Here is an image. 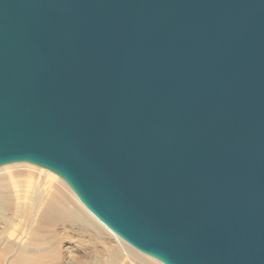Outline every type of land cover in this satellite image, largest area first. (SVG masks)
Returning <instances> with one entry per match:
<instances>
[{
	"label": "water",
	"instance_id": "obj_1",
	"mask_svg": "<svg viewBox=\"0 0 264 264\" xmlns=\"http://www.w3.org/2000/svg\"><path fill=\"white\" fill-rule=\"evenodd\" d=\"M19 162L164 264H264V0H0Z\"/></svg>",
	"mask_w": 264,
	"mask_h": 264
},
{
	"label": "rangeland",
	"instance_id": "obj_2",
	"mask_svg": "<svg viewBox=\"0 0 264 264\" xmlns=\"http://www.w3.org/2000/svg\"><path fill=\"white\" fill-rule=\"evenodd\" d=\"M0 174V264H164L127 243L79 197L81 203L59 204L52 184L64 180L58 174L27 162L0 166Z\"/></svg>",
	"mask_w": 264,
	"mask_h": 264
},
{
	"label": "bare ground",
	"instance_id": "obj_3",
	"mask_svg": "<svg viewBox=\"0 0 264 264\" xmlns=\"http://www.w3.org/2000/svg\"><path fill=\"white\" fill-rule=\"evenodd\" d=\"M48 171H50V172H52V174L51 175H57L55 172H53V171H51V170H48ZM4 172V171H3ZM15 173V172H14ZM13 173V174H14ZM19 173V172H18ZM2 174V173H1ZM0 174V175H1ZM4 174V173H3ZM6 174V173H5ZM49 174V173H48ZM1 177H3L2 175H1ZM56 178V177H55ZM53 179V178H52ZM51 179V181H53ZM54 181L56 182V183H54ZM53 181V183L52 182H50V183H52L53 185L55 184V187H54V189H55V195H56V200L58 201V203L60 204V203H67V202H75V203H77L78 201L80 202V200H79V198H78V196H77V194H75L74 192H73V190L69 187V186H67V184L65 183V181L64 180H61V181H59V182H57L56 181V179ZM39 183V182H38ZM41 183V182H40ZM39 183V184H40ZM43 183V182H42ZM47 183H48V181H47ZM34 184H36V182H34ZM33 184V185H34ZM32 185V186H33ZM37 185V184H36ZM45 185H46V183H45ZM49 185V184H48ZM35 186V185H34ZM33 186V187H34ZM41 186H42V184H41ZM2 187V186H1ZM32 187V188H33ZM36 188V187H35ZM40 188V187H39ZM7 191V190H6ZM40 191V190H39ZM0 193H2V192H0ZM6 193V192H5ZM8 194V193H7ZM1 196V195H0ZM54 196V195H53ZM1 199H4L3 197H1ZM76 199H78L77 200V202H76ZM5 201V200H4ZM36 202V201H35ZM78 202V203H79ZM81 203V202H80ZM1 204V203H0ZM75 205V204H74ZM63 206V205H62ZM23 207V206H22ZM37 207V206H36ZM56 207H57V205H56ZM65 207V206H64ZM2 208V207H1ZM77 208V207H76ZM59 209V208H58ZM58 209H57V211H58ZM1 210V209H0ZM6 210V209H5ZM55 210V209H54ZM79 210V209H78ZM25 211V210H24ZM53 211V210H52ZM56 211V212H57ZM72 211H74V209L72 210ZM45 212V211H44ZM48 212V211H47ZM56 212H55V214H56ZM72 213V212H71ZM76 213V211L74 212V214ZM7 214V213H6ZM73 214V215H74ZM82 214V213H81ZM72 215V217H74ZM80 216V215H79ZM78 216V217H79ZM8 217V216H7ZM58 217V216H57ZM77 217V216H76ZM75 218V217H74ZM81 218H82V216H81ZM9 219V218H8ZM40 219V218H39ZM55 219V218H54ZM57 219V218H56ZM65 219V218H64ZM63 219V220H64ZM84 219V218H83ZM82 219V220H83ZM87 219V221L89 220L88 218H86ZM14 220V219H13ZM48 220V219H47ZM80 220V219H79ZM85 220V219H84ZM53 221V220H52ZM89 221H91V220H89ZM92 222V221H91ZM20 223V222H19ZM56 223V222H55ZM93 223V222H92ZM40 224V223H39ZM45 224V223H44ZM43 224V225H44ZM79 224V223H78ZM86 224H88V223H86ZM10 227V226H9ZM40 232V231H39ZM30 233V232H29ZM19 237V236H18ZM22 240V239H21ZM18 242V241H17ZM127 242V241H126ZM59 243V242H58ZM128 243V242H127ZM20 249V248H19ZM47 249V248H46ZM126 249V248H125ZM31 250V249H30ZM127 250V249H126ZM129 252V251H128ZM130 252H131V254H133L134 255V252L133 251H131L130 250ZM11 255V254H10ZM138 257H140V256H138ZM142 260H144L143 258H141ZM9 260V259H8ZM145 261V260H144ZM148 263V262H147Z\"/></svg>",
	"mask_w": 264,
	"mask_h": 264
}]
</instances>
